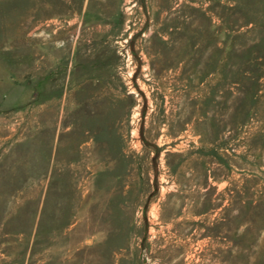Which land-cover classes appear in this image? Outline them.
<instances>
[{
	"label": "rangeland",
	"instance_id": "374dc122",
	"mask_svg": "<svg viewBox=\"0 0 264 264\" xmlns=\"http://www.w3.org/2000/svg\"><path fill=\"white\" fill-rule=\"evenodd\" d=\"M0 264H264V0H0Z\"/></svg>",
	"mask_w": 264,
	"mask_h": 264
},
{
	"label": "flooded vegetation",
	"instance_id": "af4514ba",
	"mask_svg": "<svg viewBox=\"0 0 264 264\" xmlns=\"http://www.w3.org/2000/svg\"><path fill=\"white\" fill-rule=\"evenodd\" d=\"M181 63V62H180Z\"/></svg>",
	"mask_w": 264,
	"mask_h": 264
}]
</instances>
